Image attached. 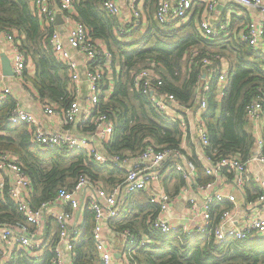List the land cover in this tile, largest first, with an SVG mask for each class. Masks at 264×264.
<instances>
[{"label":"trees","instance_id":"obj_1","mask_svg":"<svg viewBox=\"0 0 264 264\" xmlns=\"http://www.w3.org/2000/svg\"><path fill=\"white\" fill-rule=\"evenodd\" d=\"M157 1H145L144 18L124 22L103 9L104 0H72L73 16L86 27L87 36L112 54L111 69L100 78L99 101L93 113V116L105 114L113 126L111 139L105 144L106 153L134 156L148 145L172 153L181 149L183 132L179 121L158 110L149 95L135 88L136 73L154 65L162 80L159 92L172 94L187 109H199L207 129L205 155L214 159L236 154L246 160L256 147L253 123L246 108L256 100L264 104V54L238 36V31L248 24V17L232 16L223 33L209 39L202 35L194 15L185 23L176 19L159 24L155 18ZM31 4V0H0V31L15 33L18 48L26 61L34 64L30 82L39 99L62 109L74 98L68 90L67 66L56 57L49 42L55 24L42 20ZM101 51L100 62H103ZM203 59L216 69L210 77L206 73L210 66L203 67ZM222 60L227 61L226 77L224 84L218 85ZM25 75L26 69L24 79ZM206 83L208 89L203 91ZM199 88L202 90L197 93ZM202 100L205 106L200 108ZM16 107L11 96L0 101V151H10L18 157L32 185V207L53 202L61 189L71 191L81 175L106 190L122 181L124 172L113 163H98L80 149L41 147L33 142L27 123L8 122ZM80 127L87 133L95 125L87 121ZM262 135L264 155V132ZM190 159L197 168V182L209 181L204 166L196 157ZM174 160L168 159L163 169L172 167ZM170 174L176 178V189L182 174L174 167ZM222 204L212 206L211 224L218 221ZM158 212L147 191H137L128 195L119 217L109 221L114 231L128 230L135 237H148V242L132 254L129 264H264V238L218 243L207 232L162 234L148 223ZM93 216L86 208L82 234L71 251L74 264H102L92 236ZM19 220L23 218L15 204L7 195L0 196V224ZM49 226L55 231L53 224ZM52 246V242L47 243L44 254L38 258L22 248L16 249L7 264H51Z\"/></svg>","mask_w":264,"mask_h":264},{"label":"built area","instance_id":"obj_2","mask_svg":"<svg viewBox=\"0 0 264 264\" xmlns=\"http://www.w3.org/2000/svg\"><path fill=\"white\" fill-rule=\"evenodd\" d=\"M144 0H128L129 15L125 21L135 19L139 21L144 17L142 4ZM235 6L247 9L251 14L248 24L238 31V36L244 42H248L254 49L264 54V0H230ZM54 3L53 4H51ZM195 0H158L156 3L155 18L159 24H167L173 20L183 23L188 21L189 13ZM42 20L53 22L55 15L61 13L66 23L67 38H62L57 29L53 30L49 42L56 57L61 60L69 72V91L73 101L65 108L55 110L52 106L44 104L43 114L46 117L57 116L63 126L78 121L83 124L93 122L95 127L92 132L74 134L69 129H55L45 131L41 128L37 117L16 107L8 121L12 124L27 123L32 130L33 142L41 147H65L69 150L80 149L86 152L88 157L98 163H113L124 172L122 181L109 190L90 182L86 175L77 179L73 189L59 190L55 200L51 203H43L39 208L30 204L32 185L24 172L18 157L10 151H0V196L7 195L15 204L17 211L23 220L10 224H0V264L9 263L16 249L22 248L29 255L40 257L44 254L47 243L53 246L49 251L53 257L51 264H74L65 258V253L73 250V244L77 243L82 234L83 216L85 209L93 212L92 236L96 242L97 250L102 264H114L113 249L109 244L107 234H118L124 241V261L129 264L132 254L136 249L143 247L148 242L147 236H133L128 230L114 231L109 226V221L119 217L123 211L128 195L137 191L150 190L152 201L157 204L159 212L156 217L149 218L148 223L152 229L162 234L177 233L188 235H200L207 232L215 242L222 243L230 239H245L251 236L264 238V214L258 209L264 207V193L258 192L255 196H248L245 200V210L242 217H235L231 209L220 208L222 212L218 221L211 224L213 213L211 208L216 203H233L234 197L225 192L217 180L220 172L231 175L236 188L244 195L248 181L245 175L246 169L252 164L258 163L264 168V155L262 154V139L256 140L254 153L246 160L238 156L228 155L211 158L205 155V146L208 145L207 129L205 123L198 114L196 138L200 146L201 154L197 156L204 166L205 174L213 177V180L204 184L195 185L196 165L189 158L185 146L181 143V149L174 153L169 149H159L153 145L146 146L134 156L107 154L105 144L111 139L113 131L112 123L107 116L93 113L98 104L100 95V78L104 71H110L112 54L103 44H95L87 36L86 27L73 17L72 0H31ZM104 10L118 16L121 8L115 0H104ZM215 3L210 2L206 6V12L200 17L198 28L204 37L214 39L221 35L222 30L212 25ZM226 25L222 28H225ZM7 41L12 43L10 52L13 77L22 79L26 69V59L18 48L17 35L2 31ZM100 49L104 61L100 62ZM76 51L83 57L80 66L78 59L72 52ZM203 67L210 66V61L203 59ZM227 61H221V71L218 76V85H223L226 77ZM216 70L210 66L206 69L208 77ZM206 74L202 75L205 78ZM87 83V94L82 103L79 98L82 83ZM135 88L150 96V99L158 110L179 121L180 129L187 134V122L185 114L188 109L181 105L172 94L158 91L162 85L159 71L154 65L140 69L134 77ZM208 89V84L203 86V91ZM201 88L197 93H200ZM11 95L9 87H0V101ZM205 101H201V107ZM247 115L253 122L264 121V104L256 100L246 108ZM183 151V152H181ZM171 157L176 158L175 169L179 170L188 185L183 190L188 193L197 190L198 199L204 209L202 217L195 207L198 199L194 196L188 200L189 215L192 220L201 219L199 225L189 228L186 225L177 227L169 221V196L160 187L164 163ZM260 188L264 189V179L256 177ZM50 224L56 228L50 229ZM209 229V232L207 231ZM176 233V235H178ZM179 237V236H178ZM130 259V260H129ZM135 264V262L133 263Z\"/></svg>","mask_w":264,"mask_h":264},{"label":"crops","instance_id":"obj_3","mask_svg":"<svg viewBox=\"0 0 264 264\" xmlns=\"http://www.w3.org/2000/svg\"><path fill=\"white\" fill-rule=\"evenodd\" d=\"M115 1L118 3L119 7L121 8V13L117 17L119 18L120 21L125 22L127 16L129 15V10L127 8L128 0H115ZM145 1L146 0H144L142 4L144 17H145ZM211 1L215 3V11L212 12L213 13L212 25L216 29L220 28L222 31L223 29H226L227 24H229L232 16L239 18L246 16L248 17L249 21L251 19V14L247 9H243L239 6H235L230 0H195L191 12L189 13L188 19H190V17L194 15V17L199 22L200 17H202V15L206 12L207 4L210 3ZM51 4L54 5V3L52 2ZM72 13L74 15V8ZM57 14H60L62 18V22L60 24H56ZM57 14L55 15L53 23L55 24V29L59 31L64 41H66L67 38L66 23H64L63 15L61 13H57ZM225 25L226 27L222 28ZM225 33L226 32H224V35ZM11 48H12V43L7 41L6 38L2 35V31H0V87H9L11 89L10 96L16 100L17 107H20L21 109H23L28 113L34 114L37 117V120L41 125V128L45 131L47 130L52 131L55 129H69L72 133L77 135L85 134L82 132V128L80 127L81 123L79 122V120L74 122L73 124L63 126L60 118H58L57 116H52V117L44 116L42 110V106L44 104L52 106L55 110H60V109L57 107L55 103H52L46 99L45 100L39 99L32 83L30 82V77L33 76L35 69L34 64L30 60L26 61L27 65H26L25 79L24 78L17 79L12 75L3 74L1 57L2 55H4L7 58H9L11 65V57H10ZM72 52L75 54L76 58L78 59V63L81 66L83 63V59H82L83 57L81 56V54H77L76 51L72 50ZM222 61L225 62V60ZM68 90H69V85H68ZM80 94H82V96L79 98V100H81V102L83 103L85 96L87 94V83L85 82L82 83ZM198 110L188 109L187 113L185 114L188 132L187 134L182 135V144L185 146L186 148L185 150L190 153L189 155L191 156L190 158L196 157V160H198L197 156H200L201 154V149L200 146H198V140L196 138V131H197L196 115L198 114ZM252 123H253V132L255 134L256 140L258 138H261L263 140L262 132H264V121H261L260 123H256L252 121ZM232 155L238 156L236 154H232ZM238 158L240 157L238 156ZM171 159H175L173 166L166 167L165 169L162 170L161 173L162 179L159 185L160 187H162L163 191L169 196V208H170L169 221L170 223L177 225V227H180L181 225H186L189 228H193L195 224L196 225L200 224L201 219H197V220L191 219L189 215V212L191 211L188 209V200L192 196L198 199L197 190L192 192V196H191V192L186 193L183 190L185 186H190L191 189H194V187L188 185L187 181L184 180L183 177H182V181L177 185V188L174 189L176 178L173 177L172 174H170V172L174 167L176 158L171 157ZM245 175L247 176L248 181L245 186L244 195L236 188V185L234 184L233 179H231L232 177L230 174H227L226 172H220L217 175V180L220 182V185L221 187H223V190L225 192L231 193L234 197L233 203H229L226 201L221 205V207L231 209L235 217L243 216L245 210V200L248 196H255L258 194V192L264 193V189L260 188L256 181V177L264 179V168L260 164L255 163L249 166L248 169H246L245 171ZM196 176H197V170H196ZM208 176L211 178L209 181L213 180L212 176L210 175ZM194 184L200 185L197 182V177L194 181ZM146 191L150 195V198H152L151 196L152 192H150V190H146ZM200 204L201 201L198 199V204L195 207L198 214L202 213L204 210ZM258 212L260 214H264V207L258 209ZM200 216L202 217L201 214ZM174 233L176 234L177 231H175ZM255 237L256 236H251L250 238H255ZM107 238L109 240L110 246L114 251L113 253L114 264H127L126 260L124 261L125 258L124 253H122L125 246L123 239L118 234H115L113 232L111 234H107ZM65 258L70 259L71 252L70 253L66 252Z\"/></svg>","mask_w":264,"mask_h":264},{"label":"water","instance_id":"obj_4","mask_svg":"<svg viewBox=\"0 0 264 264\" xmlns=\"http://www.w3.org/2000/svg\"><path fill=\"white\" fill-rule=\"evenodd\" d=\"M62 22V18L60 14H57L56 16V24H60ZM2 62V70L4 75H13L10 60L6 56L2 55L1 57Z\"/></svg>","mask_w":264,"mask_h":264}]
</instances>
